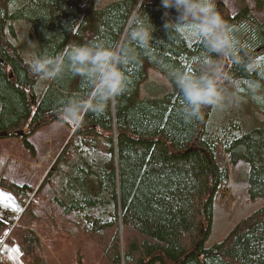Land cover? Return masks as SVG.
I'll use <instances>...</instances> for the list:
<instances>
[{"label":"trees","instance_id":"1","mask_svg":"<svg viewBox=\"0 0 264 264\" xmlns=\"http://www.w3.org/2000/svg\"><path fill=\"white\" fill-rule=\"evenodd\" d=\"M213 3L240 42L238 61L210 54L219 72L228 65L219 81L221 120L214 124L215 105L202 106L199 118L184 116L187 102L174 76L205 72L209 53L202 42L165 27L177 12L161 0H117L96 12L80 0H0V139L19 137L33 150L30 134L55 122L69 131L37 188L0 177V188L16 198L34 194L13 226L0 219V243L18 246L23 264L69 263L62 248L74 233L110 264H264V206L205 248L229 164L246 163L250 197L264 198V21L248 6L231 14L223 0ZM146 17L153 28L150 47L132 45L137 59L123 68L126 90L81 123L64 121L62 111L69 98L88 97L89 82L70 70L51 79L34 74L11 41L9 25L29 24L38 57L73 43L123 47L132 21L147 23ZM146 65L166 75L169 88L147 86L139 99ZM250 104L253 117L247 119ZM46 189L60 221L38 211ZM73 247L68 253L78 252Z\"/></svg>","mask_w":264,"mask_h":264},{"label":"rangeland","instance_id":"2","mask_svg":"<svg viewBox=\"0 0 264 264\" xmlns=\"http://www.w3.org/2000/svg\"><path fill=\"white\" fill-rule=\"evenodd\" d=\"M80 1L86 6V11L96 12L117 0ZM223 1L231 14H235L242 7L248 6L251 13L258 20L264 21V0ZM9 25L15 34L14 37H11V41L23 60L31 64L32 60L36 58L38 46L29 24L26 21L16 20L9 22ZM145 72L146 80L139 86L137 95L139 99L145 96L147 86L160 85V87L169 88L166 75L148 65L145 66ZM237 95L244 96V93L240 90ZM216 108L217 106L215 105L211 115L213 124L221 120V114ZM222 108L221 112L223 113L226 108L225 105ZM253 108L251 104L247 107V119L248 117H253ZM256 108L259 110L257 105ZM68 135L67 126L63 123L55 122L27 136L26 139L33 147V150L19 137L0 139V177L19 186L37 188L47 170L66 144ZM228 166L229 181L220 188L214 197L213 225L210 237L205 243V248L207 249L220 243L239 221L264 206V198L252 199L248 193L249 166L244 162H239L236 165L229 164ZM33 195L31 193L28 198H32ZM51 195V190H44L42 199L38 200V211H45L49 216H53L57 221H60L61 212L50 203L48 197ZM26 203H28L26 197L16 198L9 191L0 188V219L8 224L9 227L13 226L26 207ZM71 244L75 245L78 252L68 253L71 249ZM62 249L69 256V263L64 264H75L76 262L79 264H110L103 257L102 251L98 247L90 243L85 236L76 233H74L69 242L63 245ZM57 259H59L58 256ZM0 264H23L20 248L16 245L2 242L0 244Z\"/></svg>","mask_w":264,"mask_h":264},{"label":"clouds","instance_id":"3","mask_svg":"<svg viewBox=\"0 0 264 264\" xmlns=\"http://www.w3.org/2000/svg\"><path fill=\"white\" fill-rule=\"evenodd\" d=\"M165 9H175V22L165 24L184 37L202 42L209 55L203 61L205 72H181L174 76L177 87L183 93L186 119L199 118L205 105L220 106L224 101L219 87L220 72L210 54L238 61L240 46L233 29L215 10L213 0H161ZM167 16L168 13L165 12ZM147 19V17H146ZM152 25L145 18H136L130 25L129 43L123 47H106L102 44H71L55 56L41 55L32 60L31 71L42 78L59 77L66 70L85 78L91 85L87 98H69L63 107L62 119L81 123L87 112L102 114L110 100L120 96L127 88L128 76L123 68L137 59L136 45L150 47Z\"/></svg>","mask_w":264,"mask_h":264},{"label":"water","instance_id":"4","mask_svg":"<svg viewBox=\"0 0 264 264\" xmlns=\"http://www.w3.org/2000/svg\"><path fill=\"white\" fill-rule=\"evenodd\" d=\"M227 68H228V65H227V63H225L223 69H222L221 72H220V78H221V79H223V78L225 77V74H226V72H227Z\"/></svg>","mask_w":264,"mask_h":264},{"label":"built area","instance_id":"5","mask_svg":"<svg viewBox=\"0 0 264 264\" xmlns=\"http://www.w3.org/2000/svg\"><path fill=\"white\" fill-rule=\"evenodd\" d=\"M26 199H27V202H29L30 200H31V198H28V197H26ZM25 201V200H24ZM26 202V201H25Z\"/></svg>","mask_w":264,"mask_h":264}]
</instances>
